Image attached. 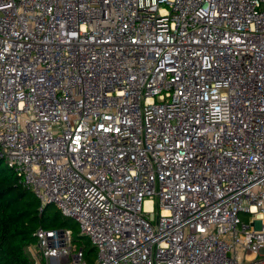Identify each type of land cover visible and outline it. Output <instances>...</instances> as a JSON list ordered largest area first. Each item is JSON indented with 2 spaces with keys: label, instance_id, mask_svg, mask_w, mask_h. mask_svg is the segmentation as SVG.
I'll return each mask as SVG.
<instances>
[{
  "label": "built area",
  "instance_id": "1",
  "mask_svg": "<svg viewBox=\"0 0 264 264\" xmlns=\"http://www.w3.org/2000/svg\"><path fill=\"white\" fill-rule=\"evenodd\" d=\"M0 159L95 264H264V0H0Z\"/></svg>",
  "mask_w": 264,
  "mask_h": 264
},
{
  "label": "trees",
  "instance_id": "2",
  "mask_svg": "<svg viewBox=\"0 0 264 264\" xmlns=\"http://www.w3.org/2000/svg\"><path fill=\"white\" fill-rule=\"evenodd\" d=\"M30 194L0 159V264H46L42 258L35 261L28 248L36 241L35 231L53 229L52 222L47 205L40 211V202L30 199Z\"/></svg>",
  "mask_w": 264,
  "mask_h": 264
},
{
  "label": "rangeland",
  "instance_id": "3",
  "mask_svg": "<svg viewBox=\"0 0 264 264\" xmlns=\"http://www.w3.org/2000/svg\"><path fill=\"white\" fill-rule=\"evenodd\" d=\"M35 196L30 194V199H34ZM46 206V205H45ZM46 214L50 221L52 222L53 229H69L72 233V247L83 248L85 251L84 259L88 264H95L97 251L91 244L90 240L86 236H81L79 233V225L78 223L69 218L61 215L59 210L53 204H47L46 206ZM239 220L242 223L249 225L251 221V215L245 213H239ZM29 252L32 254V257L35 261L39 259L38 250L36 248V241L33 242L32 245L28 248ZM46 263V261H45Z\"/></svg>",
  "mask_w": 264,
  "mask_h": 264
},
{
  "label": "bare ground",
  "instance_id": "4",
  "mask_svg": "<svg viewBox=\"0 0 264 264\" xmlns=\"http://www.w3.org/2000/svg\"><path fill=\"white\" fill-rule=\"evenodd\" d=\"M47 205V204H46ZM45 206V205H44Z\"/></svg>",
  "mask_w": 264,
  "mask_h": 264
}]
</instances>
